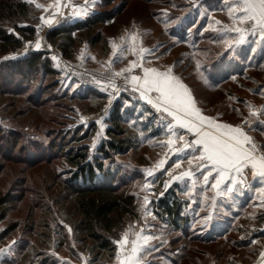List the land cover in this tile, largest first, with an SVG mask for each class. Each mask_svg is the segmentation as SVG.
<instances>
[{
  "label": "rangeland",
  "instance_id": "374dc122",
  "mask_svg": "<svg viewBox=\"0 0 264 264\" xmlns=\"http://www.w3.org/2000/svg\"><path fill=\"white\" fill-rule=\"evenodd\" d=\"M104 1L96 0L93 4L92 0H60L57 12L56 0H32L39 17L36 24L37 36L17 51L11 52L6 59L0 58V148L2 152L9 151L8 154L12 155L2 162L4 164L0 170V195L10 194L12 197L5 206V217L0 219V249H8L9 245L11 249L0 254V264H40L31 251H43L52 255L54 264H90L91 254L88 251L74 254L69 249V243L76 239L73 236L72 210L69 202L65 201L66 192L62 180L68 176L70 165L63 156L64 153H59L58 150L62 142L71 140L76 133V138L79 139L74 145L88 144L94 154L106 138L108 120L118 99L122 98L123 107L131 106L135 109L132 114L134 116L128 115L123 121V127L136 138L135 148L114 160L115 168L120 173L127 174V178L131 177L128 178L130 182L125 180L121 186L124 187L127 182V186L136 194L140 220L132 221V230L141 229L145 222L150 224L149 218L155 216L153 203L161 197V192L166 193L164 184L170 180V176L165 173L170 169L171 176H178L189 169L186 161L180 168H174L176 156L168 151L166 143L161 144L168 138L160 123L162 114L140 99L138 92H132L131 83L127 84L129 90L124 91L123 77L114 78L116 86L121 89L119 92L109 86L104 80L109 71L119 72L128 68L133 61L161 72L171 68V75L187 87L196 107L204 116L214 118L221 124L243 125L245 131H250L249 136L255 143L264 146V135L257 132L255 134L244 124L247 118L254 128L257 117H250L249 113L256 111L257 106L264 107V86L257 81L264 78V68H249L240 74L239 69L243 66L234 68L238 60H232L236 62L230 64L229 60L236 54L234 50H242L244 47L233 46L229 56L224 57V50L229 47L222 42L221 37L233 39V42L235 38L234 35L217 31L224 27L223 12L219 11L215 13L216 18L213 16L209 19L207 11L210 8L206 3L200 6V0L195 1L194 10H189V17L192 18L199 9L200 18L205 21L201 33L207 31L217 38L214 43L210 40L204 42L208 45L205 47L203 44L198 50H192V44L186 46L178 42L181 36L174 35V30L181 27L182 21L173 16L175 12L171 10L172 4L167 6L163 0H156L154 3L151 0L127 2L128 6L126 5L122 14L103 28L101 41L95 45L89 40L79 42L72 57L64 55L57 45L49 41L47 32L61 20H84L122 2L109 0L110 5L103 7ZM36 4L44 7L38 9ZM66 4L69 6H65ZM73 11L82 14L81 19L73 16ZM184 11L187 13L186 9ZM54 12L56 15L52 16ZM41 16L45 19L52 18V24H42ZM215 21L221 23L217 24ZM133 36L136 37L135 40L131 39ZM188 36L194 37L191 32ZM37 41L41 45L38 50L35 48ZM113 45H116L115 49ZM122 49L125 54L121 57ZM31 51H45L56 73H46L40 69L32 79H23L17 74L5 72L8 71L5 60L16 59ZM211 63L216 65L208 67ZM124 75L142 77V67L133 69L131 73L125 72ZM94 77L101 80V83L97 84ZM93 123L96 129L91 132ZM148 124L152 125L153 132L146 131ZM157 128L159 132L154 134ZM87 131L89 137L82 138ZM190 138L193 137H186L188 140ZM15 142L16 147L13 146ZM181 145L182 142L177 141L173 150ZM161 159H166L167 163L158 170L155 165ZM149 169L154 171L153 177L147 176L146 170ZM146 183L150 187L145 188ZM180 184L173 182L169 187L177 185L182 190ZM183 187L182 195L190 201V207L198 200L201 207H205L206 203L213 206L214 203L221 212L234 216V226L229 231L230 238L222 236L220 240L207 242L199 239L186 241L185 258L181 259L180 264H264V256L261 255L264 253V207L251 201L247 203L246 209L244 205L246 214L237 218L234 211L240 208V196L227 192L216 195L214 189L203 186L196 188L186 183ZM145 196L150 201L147 205ZM224 199L227 203L223 202ZM229 205H233L236 210L231 212ZM145 209L151 213L146 217ZM157 223L153 230L157 235H162L163 224L160 226ZM190 235L196 236L195 232L189 233ZM234 238L244 239L245 242L233 245ZM13 241H16L14 245ZM175 252L179 258L181 252Z\"/></svg>",
  "mask_w": 264,
  "mask_h": 264
},
{
  "label": "trees",
  "instance_id": "16d2710c",
  "mask_svg": "<svg viewBox=\"0 0 264 264\" xmlns=\"http://www.w3.org/2000/svg\"><path fill=\"white\" fill-rule=\"evenodd\" d=\"M129 1L131 0H122L117 6L104 9L84 20L74 22L61 20L50 28L47 38L52 44L57 45L64 55L72 57L79 42L89 40L93 45L99 43L103 38V28L108 22L122 14ZM140 1L147 2L149 0ZM155 1L151 0L152 3ZM195 1L197 0H163L167 6L169 3L172 4L171 10L175 12V15H172L175 19L182 21L181 27L174 30V35L181 36L178 42L186 46L192 44V50L200 49L203 44L206 47L208 43L204 42L210 40L214 43V40L217 39L210 32L201 33L205 21L204 18H200L199 9L196 10L197 12L192 18L189 17L191 16L189 10H194ZM200 2L207 5L214 2L218 5L221 0H200ZM109 3V0H105L103 7L110 5ZM160 4L162 5V1ZM185 9L187 13H185ZM36 10L28 0H0V58L6 59L11 52L17 51L26 42L37 36L36 24L39 17ZM189 32L193 34V38L188 36ZM254 41L256 40L252 39L251 43L242 50L235 48L237 49L234 50L236 54L232 57L233 59L229 60L230 64L238 60L234 64V68L243 66L241 70L239 69L240 74L249 68H264V47L260 48L258 41L255 43ZM230 51V48L224 50L225 58L229 56ZM235 59L236 61H232ZM5 62L8 66V71H5L7 74H17L23 79H32L34 73L40 69L45 70L46 73H56V70L51 67L50 58L45 51H31L16 59L5 60ZM213 65L216 64L211 63L208 67ZM2 78L4 79V76ZM263 79H256L261 86H264L261 84L264 83ZM123 106L122 98L118 99L108 120L106 138L102 140L94 154L88 144L74 145L79 139L76 138V133L71 140L59 145L58 152L64 153L63 156L70 165L67 170L68 176L62 180L66 192L65 201L69 202V208L72 210L73 236L76 239L75 242L69 243V249L74 254L79 251H88L91 254L90 264H113L118 250V245L114 241L122 237V234L132 225V221L140 220L136 194L127 186V182L125 183L126 187L121 186L125 180L131 179V177L127 178V174L124 175L115 168V157L127 154L136 145V138L123 127V121L128 118V115L133 117L135 109L131 106ZM149 125L146 126V131L153 132L152 125ZM90 128L91 132H94L96 125L93 123ZM158 132L157 128L154 134H158ZM85 137H89L88 131L82 138ZM13 146L16 147V142ZM8 152H2L0 148V170L3 168L4 163L2 162L12 157ZM48 159L50 158L48 157ZM107 161L108 163H106ZM237 196H240L242 202L239 204V210L234 211L236 209H233V205L228 206L232 210L231 212L234 211L237 218L246 214L244 205L246 209L247 203L253 201L257 205L261 204L255 190L253 192L245 190L242 195ZM11 198L10 194L0 195V211L3 210L0 213V219L5 217V206L10 203ZM225 200L223 202L227 203ZM198 201H195L190 207V201L183 197L182 190H179L175 185L168 189L157 202L153 203L155 218L158 222L156 223L160 226L163 224V234H156L159 239L155 243L156 250L151 253L153 264H180L181 259L185 258L186 241L199 239L207 242L220 240L222 236L229 235L230 229H233L232 226H234V216L221 212L218 209L219 206L216 205L211 219L205 224L204 218L210 216L212 205L206 203L205 207H201L200 201ZM191 208L192 211H190ZM169 231L172 233L170 234ZM193 232L196 236H189V233ZM229 236L228 238H230ZM232 241L236 246H238L237 243L245 242L244 239L236 238ZM175 250L181 252L179 258L176 256ZM31 254L34 258H38L37 261L39 260L40 264H54V258L50 254L43 251H31Z\"/></svg>",
  "mask_w": 264,
  "mask_h": 264
},
{
  "label": "snow or ice",
  "instance_id": "6c2138e0",
  "mask_svg": "<svg viewBox=\"0 0 264 264\" xmlns=\"http://www.w3.org/2000/svg\"><path fill=\"white\" fill-rule=\"evenodd\" d=\"M28 2L31 3L32 0H28ZM95 2L96 0H92L93 4ZM222 3L227 8L228 14L234 23L232 26H224L218 29L219 33L234 32L239 34V39L235 40L236 44L244 42V33L258 36L259 41L264 43V0H231V2L230 0H222ZM59 5L60 0H56L57 12H59ZM65 6L69 5L66 4ZM36 7L39 9L44 6L36 4ZM72 14L77 17L80 15L76 11H73ZM55 15L56 12L52 14V16ZM60 15H63V13L60 12ZM40 19L42 24L50 25L53 22L52 18L45 19L41 16ZM216 23L221 22L217 21ZM237 24L240 26H237ZM221 38L222 42L227 44L230 49L234 46L233 39H225L223 36ZM121 39L123 40V37ZM131 39L135 40L136 37L133 36ZM40 47L41 45L37 41L35 48L38 50ZM113 47L115 49L116 45H113ZM141 51L152 52L153 50ZM124 54L125 51L122 49L121 57ZM113 55H116L115 51ZM147 62L150 63V61ZM137 67H142V77L139 75H124L125 72L131 73ZM171 72V68L161 72L156 68L143 67L142 64L133 61L128 68L119 72L109 71L108 76L104 77L108 85L117 92L121 89L116 86L114 78L123 77L125 81L124 91L129 90L127 84L131 83L133 85L131 91L138 92L140 99L155 109L157 113L162 114L160 123L165 128L168 138L166 142H161V144L166 143L168 151L176 156L173 167L180 168L185 161L190 166L188 170L178 176H171V170L169 169L165 174L170 176V180L165 182L164 190L167 191L171 183L183 182L185 178H188L192 187H194L195 180L193 178L199 174L203 186L216 190V195H222L223 192L231 193L234 186L246 183V169H251L252 177L254 179L259 178L261 184H264V146L256 144L253 138L244 130L243 125L221 124L217 123L214 118L204 116L201 110L196 107L190 91L177 77L171 75ZM93 79L97 84L101 83V80L95 77ZM261 112H264V109L250 111L249 116L258 118ZM163 114H166V116ZM166 117L171 119L167 120ZM244 124H247L252 130H259L264 133V119H258L255 128H252L251 122L247 118ZM189 135L193 137L191 140L186 139ZM177 141L182 142V145L173 150V146ZM166 163V159H161L155 165V168L162 169ZM146 172L148 177L154 176L153 170L149 169ZM144 187L148 188L150 184L146 183ZM187 187L188 185H186V189ZM257 191L264 196V187H260ZM163 195L164 192H161L160 196ZM144 201L145 205L150 203L147 196L144 197ZM259 206L264 207V201H261ZM150 214L145 209L144 216ZM153 219H155V216H153ZM210 219V216L205 217V224ZM132 229L133 226L130 225L128 230L122 234V238L114 241L118 245L116 259L119 264H143L146 256L156 250L150 242L153 239H159V237L148 233L146 224L141 227L139 232L133 233ZM69 231H71L70 228ZM130 233L135 236V239L131 241H129ZM141 240L143 241L142 244L140 243ZM15 243L16 241L12 242L13 245ZM129 243L131 247L126 249ZM10 249L11 245L8 246V249H0V254ZM125 252L126 254L122 258V253ZM261 255L264 256V253H261Z\"/></svg>",
  "mask_w": 264,
  "mask_h": 264
},
{
  "label": "crops",
  "instance_id": "0c3cea01",
  "mask_svg": "<svg viewBox=\"0 0 264 264\" xmlns=\"http://www.w3.org/2000/svg\"><path fill=\"white\" fill-rule=\"evenodd\" d=\"M230 2H231V0H230ZM205 3H202L200 6H203ZM208 8H210L208 11H207V14L210 16V18L209 19H211L213 16H215V18L217 17V15L215 14V13H217V12H223V25L224 26H232L233 25V20L230 18V16H229V14H228V11H227V8L223 5V3H222V0H221V2H220V4H215L214 2L211 4V5H208ZM215 14V15H214ZM83 15L82 14H80L78 17H79V19H81V17H82ZM77 18V17H76ZM208 23H210V21L208 22ZM215 23H216V21H215ZM212 25V24H211ZM237 26H240V25H238L237 24ZM246 26V25H245ZM228 33V35H234V47H240V48H242V47H246V46H248V44H250L251 43V41H252V39H255L256 41H258V46L260 47V48H262V47H264V43H261L260 41H259V38H258V36H252V35H249V34H247V33H244V36H245V40H244V42L243 43H239V44H236L235 43V40L236 39H239V34H237V33H234V32H227ZM227 33H225V34H227ZM261 109H264V107H256V111H259V110H261ZM255 110V109H254ZM258 119H264V112H261L260 113V115H259V117L258 118H256V121H255V123H254V128L256 127V125H257V123H258ZM217 122V121H216ZM217 123H221V122H217ZM228 124V123H227ZM229 125H232V124H229ZM232 126H234V125H232ZM207 130H211V129H207ZM253 132H255V134H256V132H257V134H259V135H264V133H261V131H259V130H252ZM247 132V134L249 135V133H250V131L248 130V131H246ZM253 132H251V133H253ZM188 170V169H187ZM186 171V170H185ZM245 174H246V177H247V181H246V183H244V184H238V185H236V186H234V188H233V191L231 192V193H229L230 195H236L237 196V194L238 195H242L243 193H244V191L245 190H250V191H254L255 190V193H257V195L259 196V198H260V200L261 201H264V196H262L258 191H257V189H259L260 187H264V184H261V182H260V179L259 178H253L252 177V174H251V169H246L245 170ZM194 180H195V186L194 187H196V188H198V186H203V184H202V178L201 177H199V174H197V176L196 177H194L193 178ZM179 183H181L180 185H181V188H182V194H183V191H184V188L185 187H183L184 186V184L186 183V184H189L190 186H192L191 185V182L189 181V179L188 178H186L185 179V181H183V182H179ZM203 187H205V186H203ZM171 187H169L168 189H170ZM210 188V187H209ZM167 189V190H168ZM195 202V201H194ZM199 204V203H198ZM215 204L213 203V206H212V209L210 210L211 211V214H210V217L213 215V212H214V208H215V206H214ZM154 215V214H153ZM152 215V216H153ZM150 219V224H148L147 222H145V224L147 225V232L148 233H150V234H153V235H155L156 236V233H155V231L153 230V227L155 226V224H156V221H154V219H153V217H151V218H149ZM141 229H139V228H135V230H132V232L134 233V232H139ZM122 238V237H121ZM120 238V239H121ZM119 239V240H120ZM133 239H135V236L132 234V233H130L129 234V241H131V240H133ZM140 243L142 244L143 243V241L141 240L140 241ZM151 245H153L154 247H155V243H156V239H153L151 242ZM131 247V244L129 243V245H127L126 246V249L127 248H130ZM117 252H118V250H117ZM124 254H126V252L125 253H122V258H123V255ZM117 256V255H116ZM113 264H119V261L115 258V260H114V263ZM143 264H153L152 263V261H151V254L150 255H147L146 256V258L144 259V261H143Z\"/></svg>",
  "mask_w": 264,
  "mask_h": 264
},
{
  "label": "built area",
  "instance_id": "2783aa9c",
  "mask_svg": "<svg viewBox=\"0 0 264 264\" xmlns=\"http://www.w3.org/2000/svg\"><path fill=\"white\" fill-rule=\"evenodd\" d=\"M62 57V56H61ZM63 58V57H62ZM190 139H192V138H190Z\"/></svg>",
  "mask_w": 264,
  "mask_h": 264
}]
</instances>
